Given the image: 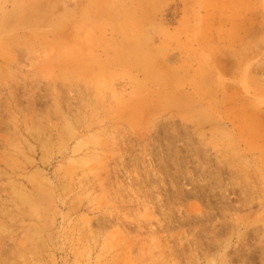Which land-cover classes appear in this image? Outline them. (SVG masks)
Listing matches in <instances>:
<instances>
[{"label": "rangeland", "instance_id": "rangeland-1", "mask_svg": "<svg viewBox=\"0 0 264 264\" xmlns=\"http://www.w3.org/2000/svg\"><path fill=\"white\" fill-rule=\"evenodd\" d=\"M0 49V264H264V0H0Z\"/></svg>", "mask_w": 264, "mask_h": 264}, {"label": "bare ground", "instance_id": "bare-ground-1", "mask_svg": "<svg viewBox=\"0 0 264 264\" xmlns=\"http://www.w3.org/2000/svg\"><path fill=\"white\" fill-rule=\"evenodd\" d=\"M49 32V31H48ZM31 35V34H30ZM32 38V37H31ZM8 40V39H7ZM3 41V40H2ZM43 42V41H42ZM18 43H20V42H18ZM46 43V42H45ZM11 44V43H10ZM14 44V43H13ZM43 45H44V43H43ZM13 46V45H12ZM7 47V46H6ZM9 47V46H8ZM31 47V46H30ZM2 48V47H1ZM10 48V47H9ZM6 49V48H5ZM90 49V48H89ZM1 50V49H0ZM9 50V49H8ZM11 50V49H10ZM9 50V51H10ZM45 50V49H44ZM50 50V49H49ZM6 52V51H5ZM42 52V51H41ZM9 53V52H8ZM46 53V52H45ZM44 54V53H43ZM63 54V53H62ZM64 55V54H63ZM1 57V56H0ZM2 57H3V55H2ZM53 57V56H52ZM4 58V57H3ZM63 59V58H62ZM58 80V79H57ZM74 99V98H73ZM58 110V109H57ZM92 123V122H91ZM70 128V127H69ZM66 135V134H65ZM188 178V177H187ZM191 181V180H190Z\"/></svg>", "mask_w": 264, "mask_h": 264}]
</instances>
